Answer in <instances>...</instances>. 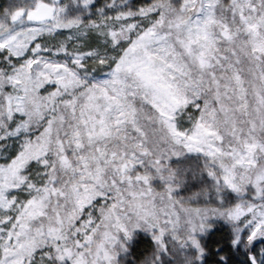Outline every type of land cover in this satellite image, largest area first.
Here are the masks:
<instances>
[{"label": "snow or ice", "instance_id": "1", "mask_svg": "<svg viewBox=\"0 0 264 264\" xmlns=\"http://www.w3.org/2000/svg\"><path fill=\"white\" fill-rule=\"evenodd\" d=\"M184 190L187 194L180 195ZM264 264V0L0 4V264Z\"/></svg>", "mask_w": 264, "mask_h": 264}, {"label": "trees", "instance_id": "2", "mask_svg": "<svg viewBox=\"0 0 264 264\" xmlns=\"http://www.w3.org/2000/svg\"><path fill=\"white\" fill-rule=\"evenodd\" d=\"M4 3V0H0V4ZM182 195H186L187 193L182 190L180 192ZM227 234L228 231L225 229L219 230L212 229L207 236L202 238L203 244L206 248V251L208 252L207 258H206V264H213L215 259V253L217 248H219L222 244L224 245L223 250L227 251L228 245H227ZM154 242L151 240H148L146 238H139L136 240L132 247L130 252L127 255H124V264H142L141 260L145 261L148 257H150V254L154 251ZM232 260L234 261V264H243V257L239 255H234L232 257ZM167 264H172L171 261H168Z\"/></svg>", "mask_w": 264, "mask_h": 264}, {"label": "rangeland", "instance_id": "3", "mask_svg": "<svg viewBox=\"0 0 264 264\" xmlns=\"http://www.w3.org/2000/svg\"><path fill=\"white\" fill-rule=\"evenodd\" d=\"M149 2H150V0H135V3L137 4V6H143L144 4L149 3ZM97 3H98V5L102 6V4H103V0H97ZM180 195H182V194L180 193ZM217 228H218L219 230H223V229L225 230V229H226V230L228 231L227 226H225V225H223V224H220V225L214 227L213 229H217ZM139 238H146V239L151 240V241L153 242V240H152V236H151L149 233H146V232H144V231H142V230H137V231L133 234V238H132V240H131L130 242H127V243L125 244V247L127 248V252H125V253H121V254L118 256L119 264H124V258H123V256H124V255H127V254L130 252L133 243H134L136 240H138ZM202 238H203V237H202ZM153 247L155 248V244H154ZM151 255H152V254H150V256H151ZM141 262H142V264H144V261H143V260H141Z\"/></svg>", "mask_w": 264, "mask_h": 264}]
</instances>
